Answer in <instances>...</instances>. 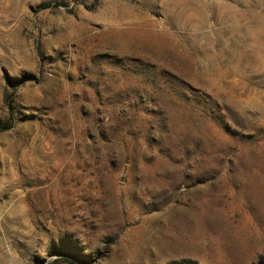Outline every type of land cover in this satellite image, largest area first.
<instances>
[{"label":"rangeland","instance_id":"obj_1","mask_svg":"<svg viewBox=\"0 0 264 264\" xmlns=\"http://www.w3.org/2000/svg\"><path fill=\"white\" fill-rule=\"evenodd\" d=\"M64 258L264 264V0H0V264Z\"/></svg>","mask_w":264,"mask_h":264},{"label":"trees","instance_id":"obj_2","mask_svg":"<svg viewBox=\"0 0 264 264\" xmlns=\"http://www.w3.org/2000/svg\"><path fill=\"white\" fill-rule=\"evenodd\" d=\"M4 128H8V127H4ZM62 261L69 262L72 264H77V261L74 258H64L62 259Z\"/></svg>","mask_w":264,"mask_h":264}]
</instances>
